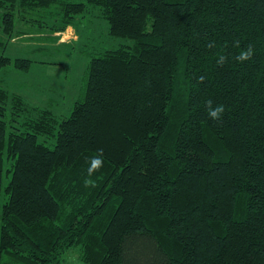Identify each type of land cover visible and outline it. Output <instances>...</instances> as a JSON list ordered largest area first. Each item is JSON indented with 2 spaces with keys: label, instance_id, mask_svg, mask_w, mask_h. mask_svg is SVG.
Returning a JSON list of instances; mask_svg holds the SVG:
<instances>
[{
  "label": "trees",
  "instance_id": "1",
  "mask_svg": "<svg viewBox=\"0 0 264 264\" xmlns=\"http://www.w3.org/2000/svg\"><path fill=\"white\" fill-rule=\"evenodd\" d=\"M86 11L132 42L90 59L68 117L0 85V264H264V0H0L2 37Z\"/></svg>",
  "mask_w": 264,
  "mask_h": 264
},
{
  "label": "rangeland",
  "instance_id": "2",
  "mask_svg": "<svg viewBox=\"0 0 264 264\" xmlns=\"http://www.w3.org/2000/svg\"><path fill=\"white\" fill-rule=\"evenodd\" d=\"M25 26L27 24H16L15 30L26 31ZM28 33L29 36L19 33L17 38L7 40L3 39L0 28V54L11 59L24 57L32 60L28 71L17 70L11 64L3 67L0 70V85L9 92L22 95L32 106L50 109L58 119L68 117L75 101L82 97L90 59L105 50L132 42L130 39L111 37L108 34V23L97 16L95 11L77 15L74 24L58 33L57 39H53L47 27H40L37 22L28 26ZM6 108L4 119L9 125L8 130L23 131L19 124L11 120L13 115L9 104ZM38 139L49 147L55 143L54 137L39 136ZM11 164L12 159L4 156L2 188L9 182ZM5 199L2 193L0 201L4 202ZM75 251L74 248L67 250L62 256V262L84 264Z\"/></svg>",
  "mask_w": 264,
  "mask_h": 264
},
{
  "label": "clouds",
  "instance_id": "3",
  "mask_svg": "<svg viewBox=\"0 0 264 264\" xmlns=\"http://www.w3.org/2000/svg\"><path fill=\"white\" fill-rule=\"evenodd\" d=\"M236 45H239V42H236ZM211 46V45H209ZM253 54V48L251 45L247 46L246 50H242L240 55L237 57L238 60H247L251 59ZM224 62V57H221V59L218 61V63H223ZM203 77H200L199 80L200 82H203ZM206 106H207V111L209 117H211L213 120L219 119L223 112H224V105L218 104L215 107H213V102L212 100L206 101ZM102 149L97 150V154L93 157H90V166L87 169V178L84 180V185L86 187L88 186H93L95 187V182L91 179L93 174L97 172L102 166H103V156H102Z\"/></svg>",
  "mask_w": 264,
  "mask_h": 264
},
{
  "label": "crops",
  "instance_id": "4",
  "mask_svg": "<svg viewBox=\"0 0 264 264\" xmlns=\"http://www.w3.org/2000/svg\"><path fill=\"white\" fill-rule=\"evenodd\" d=\"M55 36V38L57 39L58 37H57V35H58V33H56V34H54ZM59 39H62V38H59ZM58 42H60V40H58Z\"/></svg>",
  "mask_w": 264,
  "mask_h": 264
}]
</instances>
